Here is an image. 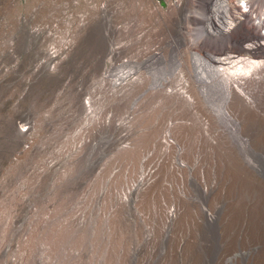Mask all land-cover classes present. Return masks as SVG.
I'll return each instance as SVG.
<instances>
[{"label": "rangeland", "instance_id": "1", "mask_svg": "<svg viewBox=\"0 0 264 264\" xmlns=\"http://www.w3.org/2000/svg\"><path fill=\"white\" fill-rule=\"evenodd\" d=\"M145 1L0 0V264H264V80L231 101L218 72L205 98L176 20L147 57ZM216 34L200 53H247Z\"/></svg>", "mask_w": 264, "mask_h": 264}, {"label": "bare ground", "instance_id": "2", "mask_svg": "<svg viewBox=\"0 0 264 264\" xmlns=\"http://www.w3.org/2000/svg\"><path fill=\"white\" fill-rule=\"evenodd\" d=\"M140 1V0H139ZM146 2L148 4V7L150 10H152L153 13H158L162 15L165 19L164 21V28L159 31V34H154L150 37H152L149 47L147 48V57L150 59L159 58V53L167 41L171 44L173 43V40H169V35L173 33L171 32V21L176 20L178 23V26L175 28L174 31V38L175 37H181L184 40L185 46H183V53L185 54L187 51H189L190 54L195 55V67L197 68V77L198 82L201 85H204L206 88L202 90V94H206L205 98L209 96V93H212L214 90L218 91L216 86V81L218 77V72H220V75L222 78H224V81H226L227 86L225 90H228V92L225 94L228 98V100L234 101L241 97L242 92L249 93L251 88L256 87L257 84L261 83L264 80V7H260L256 0H202L201 3H203V6L205 7V11L198 12L199 8H201L198 4L195 5L194 0H167L168 1V7L167 9H164L160 6L157 0H147ZM262 1V0H261ZM260 2V1H259ZM142 3V1H141ZM146 4V5H147ZM264 4V3H263ZM202 6V4H200ZM138 6L140 7L139 3ZM142 6V4H141ZM147 7V8H148ZM203 7V8H204ZM143 8V7H142ZM145 8V7H144ZM141 9V8H139ZM146 9V8H145ZM144 9V10H145ZM142 10V9H141ZM149 10V9H147ZM204 10V9H202ZM140 11V10H139ZM145 15V14H144ZM143 15V16H144ZM147 17V14L145 15ZM152 16V15H151ZM157 16V15H155ZM182 16L181 20H179L177 17ZM154 17V16H153ZM159 17V16H158ZM156 19H158L156 17ZM160 19V18H159ZM158 19V20H159ZM154 20V18L152 19ZM156 21V20H155ZM160 21V20H159ZM181 21V22H180ZM150 22V20H149ZM197 22V24H196ZM160 27V26H159ZM157 28V27H156ZM193 30L192 34H189L190 30ZM174 30V28H173ZM214 30H215V37H214ZM218 30H230L234 31L236 39L235 44L237 42L245 44L247 48V53L243 52H237L236 55H232L231 57L227 53H211L210 54H204L200 53V45L202 42H204L207 38L215 40L217 38L216 32ZM154 32V29L152 30ZM157 31V30H156ZM199 31L200 35H198V38H194V32ZM151 33V31H150ZM153 34V33H152ZM196 34V33H195ZM191 35V36H190ZM149 36V35H148ZM190 36V37H189ZM207 36V37H206ZM145 42H147L146 39H144ZM169 40V41H168ZM176 41V40H175ZM143 42H140V45ZM169 43V44H170ZM175 43V42H174ZM173 43V44H174ZM180 45V44H178ZM182 45V44H181ZM209 45V44H208ZM219 45V44H218ZM177 46V44H176ZM173 47V46H172ZM213 47V46H212ZM145 48V47H144ZM181 48V47H180ZM209 48V47H208ZM177 49V47H176ZM174 50V49H173ZM181 50V49H179ZM211 50V49H210ZM139 51V50H138ZM170 51V50H169ZM192 53H191V52ZM203 51V50H202ZM212 51V50H211ZM141 52V49H140ZM188 54V53H187ZM144 55V54H143ZM142 56V55H141ZM140 56V57H141ZM185 56V55H184ZM183 56V57H184ZM189 56V55H188ZM201 58V62H198V58ZM146 57V58H147ZM179 57V56H178ZM206 57V58H205ZM143 58V57H142ZM141 59V58H140ZM188 59V58H186ZM242 60L243 63L241 66H236L233 60ZM260 59L263 60V63L261 67L256 63L257 60L260 61ZM160 60V59H159ZM156 61V60H155ZM168 61V60H167ZM173 61V60H172ZM169 62V61H168ZM218 62L221 63V67L219 69ZM147 63V62H146ZM189 63V62H188ZM155 64V63H154ZM190 64V63H189ZM153 65V64H152ZM172 65V64H171ZM160 67H163V65H160ZM171 67V66H170ZM165 67H163L164 69ZM159 69V68H158ZM156 70V69H155ZM162 70V68H161ZM184 70V69H183ZM154 71V70H153ZM152 71V72H153ZM160 71V70H159ZM164 71V70H162ZM161 72V71H160ZM165 72V71H164ZM167 72V71H166ZM174 72V71H173ZM155 73V72H153ZM169 73V72H168ZM159 74V73H157ZM155 75H153L154 77ZM156 77V76H155ZM204 80V81H203ZM180 83L175 86H169L167 89L168 91H176L183 89L188 86L190 89L191 86H189V83L183 81L182 78H180ZM202 81V82H201ZM252 81V82H250ZM174 85V84H173ZM192 88V87H191ZM221 88V86H219ZM261 88L263 89L262 96L264 95V82H262ZM191 90V89H190ZM193 91V92H192ZM209 93H208V92ZM220 91V90H219ZM192 94H197L195 90H191ZM207 92V93H206ZM198 96V95H197ZM201 105V100L197 98H193V106L198 108ZM228 112V111H227ZM222 112L218 115L220 116L219 124L221 122L226 124H230L232 121L228 120L229 112ZM264 118V117H263ZM216 125V124H215ZM85 126V125H84ZM28 144V146H27ZM31 142H27L16 154V156H21L22 154L28 152L30 149ZM31 150V149H30ZM15 156V157H16ZM22 157V156H21ZM40 157V156H39ZM142 157V156H141ZM24 158V157H23ZM22 158V159H23ZM18 160L17 158H14ZM49 159V158H48ZM20 160V159H19ZM18 160V161H19ZM138 160V159H136ZM43 161V160H42ZM44 162V161H43ZM47 162V161H46ZM49 162V161H48ZM47 162V163H48ZM143 162V161H142ZM10 163V162H9ZM12 163V161H11ZM25 163V162H24ZM18 163H15V165ZM20 164V163H19ZM18 164V165H19ZM10 165V164H9ZM8 165L9 169L10 166ZM14 165V164H12ZM24 165V164H22ZM21 165V166H22ZM14 167V166H13ZM20 167V166H19ZM18 167V168H19ZM43 169V166H41ZM1 168V166H0ZM15 169V168H14ZM22 170L21 168H19ZM18 169V170H19ZM26 168H24V171ZM34 169V168H33ZM41 169V168H40ZM12 170V169H11ZM17 170V169H15ZM28 170V169H27ZM46 170V169H45ZM6 171V170H5ZM29 171V170H28ZM31 171V167H30ZM13 172V170H12ZM36 172V171H34ZM33 172V173H34ZM10 173V172H9ZM30 173L31 175L33 174ZM23 174V173H22ZM26 174V173H25ZM43 174V173H42ZM2 175V174H1ZM20 175V174H19ZM18 175V176H19ZM40 175V174H39ZM26 176V175H25ZM37 176V175H36ZM24 177V176H23ZM22 177V178H23ZM4 178V176H3ZM20 178V177H19ZM39 178V177H38ZM5 179V178H4ZM27 179V178H26ZM34 177L32 178V180ZM36 179V178H35ZM34 179V181H35ZM25 180V179H24ZM116 180V179H115ZM119 180V179H118ZM121 180V179H120ZM14 181V180H13ZM20 181V180H19ZM22 182V181H21ZM20 182V183H21ZM28 182V181H27ZM36 182V181H35ZM39 182V181H38ZM118 182V181H117ZM15 183V182H14ZM13 183V184H14ZM18 183V182H16ZM12 184V185H13ZM27 184V183H26ZM113 184V183H112ZM117 184V183H116ZM6 185V184H5ZM20 185V184H19ZM32 185V184H31ZM15 186V185H14ZM16 187V186H15ZM19 187V186H18ZM24 187V185H23ZM29 187V186H28ZM26 187V188H28ZM31 187V186H30ZM35 187V186H34ZM38 187V186H36ZM32 188V187H31ZM30 189V188H29ZM20 190V187H19ZM22 190V189H21ZM33 192V191H32ZM30 193V192H29ZM27 194V193H26ZM19 195V193H18ZM14 196V195H13ZM12 196V199H13ZM11 197V196H10ZM17 197V196H16ZM9 198V197H8ZM20 198V197H18ZM23 198V196L21 197ZM25 198V197H24ZM40 198V197H39ZM145 198V197H143ZM149 198V196L147 197ZM146 198V199H147ZM152 198V197H151ZM7 199V197H6ZM11 199V200H12ZM16 199V198H15ZM17 200V199H16ZM23 200V199H22ZM150 200V199H149ZM14 201V200H13ZM1 202V201H0ZM7 202V200H6ZM21 202V200H20ZM24 202V201H23ZM142 202V201H141ZM146 202V201H145ZM168 202V201H167ZM25 203V202H24ZM27 203V201H26ZM9 204V203H8ZM10 205V204H9ZM17 205V204H16ZM8 206V205H7ZM4 208V206H2ZM147 207V205H146ZM145 207V210H146ZM6 208V207H5ZM8 208V207H7ZM6 208V209H7ZM21 208V207H20ZM2 209V208H1ZM19 209V208H18ZM155 209V208H154ZM148 210V209H147ZM150 210V209H149ZM153 210V209H152ZM8 212V211H7ZM25 212V211H24ZM32 212V211H31ZM148 212V211H147ZM5 214V213H4ZM10 214V213H9ZM38 214V213H37ZM11 215V214H10ZM31 215V214H30ZM8 217V216H7ZM11 217V216H9ZM14 216H12L13 218ZM35 217V216H33ZM31 217V218H33ZM20 219V217H19ZM38 219V218H37ZM46 219V218H44ZM66 218L65 220H67ZM71 219V218H70ZM69 219V220H70ZM11 220V219H10ZM14 220V219H13ZM2 222V221H1ZM66 222V221H65ZM68 222V221H67ZM71 222V220L69 221ZM17 223V222H16ZM36 223V222H35ZM44 223V222H43ZM61 223V222H60ZM72 223V222H71ZM67 224V223H66ZM69 224V223H68ZM73 224V223H72ZM25 225V224H24ZM28 225V224H27ZM48 228L50 227L48 224H46ZM58 225V224H57ZM60 225V224H59ZM71 225V224H70ZM56 226V225H55ZM54 226V227H55ZM66 226V225H65ZM64 226V228H65ZM17 227V226H16ZM33 227V224H32ZM35 227V226H34ZM39 227V226H38ZM42 227V226H41ZM44 227V225H43ZM52 227V225H51ZM62 227V226H61ZM37 228V227H36ZM67 228V227H66ZM72 228V225H71ZM45 229V228H44ZM53 229V227H52ZM56 229V228H55ZM54 229V230H55ZM73 229V228H72ZM5 230V229H4ZM29 230V229H27ZM35 231L33 228L31 229ZM41 230V229H40ZM67 230V229H66ZM48 231V230H47ZM36 232V231H35ZM34 232V233H35ZM42 232V231H41ZM45 232V231H44ZM43 232V233H44ZM62 232V230H61ZM17 233V232H16ZM46 233V232H45ZM49 233V232H48ZM52 233V232H51ZM57 233V232H56ZM42 234V233H41ZM40 234V235H41ZM58 234V233H57ZM65 234V233H64ZM23 235V234H22ZM37 235V236H40ZM46 235V234H45ZM55 235V234H54ZM71 235V233H70ZM20 236V235H19ZM27 236V235H26ZM32 236V234H30ZM36 237V235H34ZM42 236V235H41ZM40 236V238H41ZM63 236V235H62ZM65 236V235H64ZM67 236V235H66ZM69 236V235H68ZM48 237V236H47ZM54 237V236H53ZM70 237V236H69ZM5 238V237H4ZM29 238V236H28ZM27 238V239H28ZM33 238V237H32ZM39 238V237H38ZM46 238V237H44ZM50 238V237H49ZM48 238V239H49ZM66 238V237H64ZM24 239V238H23ZM26 239V238H25ZM24 239V240H25ZM31 239V238H30ZM35 239V238H34ZM47 239V238H46ZM8 240V239H7ZM66 240V239H65ZM33 241L35 243H33ZM33 246L34 244L39 243L37 240H33ZM46 240L45 242H47ZM28 242V241H27ZM31 242V241H30ZM55 242V241H54ZM67 242V241H65ZM69 242V241H68ZM14 243V242H13ZM17 243V242H16ZM44 243V242H42ZM53 243V241H52ZM57 243V242H56ZM21 244V243H20ZM62 244V243H61ZM30 245V244H28ZM27 245V246H28ZM32 245V244H31ZM43 245V244H42ZM47 245V244H45ZM52 245V244H51ZM2 246V245H1ZM41 246V245H40ZM62 246V245H61ZM36 247V246H35ZM42 247V246H41ZM44 247V246H43ZM42 247V248H43ZM26 248V247H25ZM4 249V248H3ZM2 249V250H3ZM10 249V248H9ZM14 249V248H12ZM38 250V248H36ZM110 249V248H109ZM11 250V249H10ZM25 250V249H24ZM28 250V249H27ZM26 250V251H27ZM47 251V250H46ZM3 252V251H2ZM16 252V251H15ZM107 252V251H106ZM11 253V252H10ZM28 253V251H27ZM9 254V252H8ZM114 254V253H113ZM13 255V254H12ZM10 256V255H9ZM31 256V255H30ZM36 256V255H35ZM45 256V254H44ZM27 257V256H26ZM11 258V257H10ZM45 258V257H44ZM4 259V258H3ZM14 259V258H13ZM11 260V259H10ZM50 260V259H49ZM5 261V260H4ZM30 261V260H29ZM10 262V261H8ZM14 262H16L14 260ZM12 262V263H14ZM18 262V261H17ZM8 264V263H7ZM17 264V263H16Z\"/></svg>", "mask_w": 264, "mask_h": 264}]
</instances>
